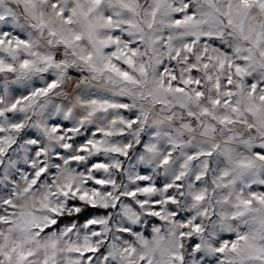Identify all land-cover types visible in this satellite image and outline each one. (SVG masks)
<instances>
[{"label":"snow or ice","instance_id":"6c2138e0","mask_svg":"<svg viewBox=\"0 0 264 264\" xmlns=\"http://www.w3.org/2000/svg\"><path fill=\"white\" fill-rule=\"evenodd\" d=\"M0 264H264V0H0Z\"/></svg>","mask_w":264,"mask_h":264}]
</instances>
